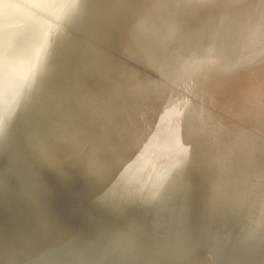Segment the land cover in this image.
<instances>
[{"label":"water","instance_id":"obj_1","mask_svg":"<svg viewBox=\"0 0 264 264\" xmlns=\"http://www.w3.org/2000/svg\"><path fill=\"white\" fill-rule=\"evenodd\" d=\"M0 264H264V0H0Z\"/></svg>","mask_w":264,"mask_h":264}]
</instances>
